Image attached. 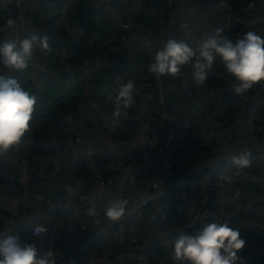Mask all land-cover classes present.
I'll return each mask as SVG.
<instances>
[{"label": "crops", "instance_id": "1", "mask_svg": "<svg viewBox=\"0 0 264 264\" xmlns=\"http://www.w3.org/2000/svg\"><path fill=\"white\" fill-rule=\"evenodd\" d=\"M89 1L91 3L85 5ZM133 1L138 12L144 16L155 12V10L164 11L168 6H164V0ZM56 2L55 0H35L33 5L29 6L23 13V16H26V22L31 26V29L28 30L32 34L37 33L39 34L38 36L49 35L51 29L57 25L56 21L59 18H56V13H59V6ZM76 2L80 17L87 15L88 18H91L93 11L103 12V18L98 15L96 20H89L88 22L94 25L93 32H95L96 38L100 39V44L113 40L115 34L112 32L115 30V24L109 14L104 11L101 2L99 0H76ZM174 2L176 5L167 21L159 20L162 19L161 14L155 15L156 22H153L149 29L142 19H138L135 31L139 36L144 37L151 30L154 32L153 39L156 41L162 40L164 43L169 38H176L185 40L195 47L198 44L188 36L186 23L191 20L196 21V34L198 37H208L214 33L220 23L218 11L231 9L232 6L230 0H175ZM257 2L258 5L251 9L252 14L257 19L254 20L252 19L253 16H251L247 21L237 22L238 25L234 23L227 34L228 39H232L234 36L241 37L248 31H254L264 38V3L260 0H257ZM162 5L164 6L163 8ZM84 8H89V12L81 15L80 11L82 12ZM9 15L10 17L7 20L0 16V41L13 38L16 34L17 24L11 29L7 27L6 22L11 18L12 12ZM77 15L73 17H77ZM67 16L70 17L68 13ZM77 19L71 20L74 22L78 21ZM88 36L90 37V35ZM89 52L91 56L94 55L91 49ZM59 53L63 55V51ZM60 62L63 63L62 59ZM219 63L220 65L222 64L221 61ZM0 66L3 74L13 77L21 76L23 78L22 86L37 97L35 109L46 104L51 105V102L67 92L64 78L62 80H51L47 77H41L33 59L30 61L28 68L23 71H10L2 64ZM213 69L218 73L219 78L226 74L223 64L219 67H213ZM127 71L125 75H128L129 71L133 70L129 69ZM50 72L52 73L53 71L50 70ZM76 72V68L72 66L65 70V74L69 75L70 81H74L73 75ZM133 74L134 79L141 77V74L137 71H133ZM51 77L52 75L50 74L49 78ZM229 79L233 80L230 75ZM182 80L176 90H174V98L172 97V99L179 100L180 108L183 109L182 113L191 115L195 121V126L190 136L184 142H180V144L179 141L177 142L179 146L177 165L180 177L187 182V189L182 193V196L184 198L192 196L198 202L204 195L206 196L204 184L207 183L208 178L220 171L225 172L227 177L232 179V186L240 184L245 189L240 199L241 202L228 195L221 196L216 192L217 213L223 208L225 212L224 222H227L233 228L239 229L242 238L244 234H250L258 241V244L262 245L264 244V187L262 190L256 189L255 185L258 180L253 176H249L248 173L251 170L253 161L264 163V137H262V134H264V82L257 83V92L255 94H252L251 89L243 95L237 103V110L227 111L226 103L223 104L222 102V93L224 91L228 92L232 88L231 85L230 89L229 85L227 87L222 85L216 87L209 84L206 80L202 85L196 84L191 77L190 65L187 76L182 78ZM39 83L43 85L42 94L40 93ZM135 85V87L139 86V84ZM187 85L197 86V92L191 96L185 95L184 89ZM210 87L216 91L214 90L211 93ZM168 89L169 92L173 91L171 87H168ZM85 93L86 90H83L77 103L73 106L74 120L70 121L67 119L66 113L59 114L52 121H48L46 126L42 128L41 122L44 120V116L33 115L30 126L35 125L37 128L43 129L46 132L45 134L43 132L45 138L36 143L32 137H24L5 156L0 157V208L7 205L12 212L19 210V216L13 220V223H0V230L3 231L2 235L0 233V237L8 234L14 235L13 228L17 225L34 223L37 220L56 222L58 223L56 229L58 243L64 251L63 258L66 257L62 263L74 260V254L69 253L66 255L65 248L73 246L76 241L67 243L63 240L62 234V231L74 224H85L87 232L93 230V228L98 231L97 237L80 254L78 263H86L98 251L113 250L117 252L118 250L122 254L130 246L117 244L113 240L111 232L117 222L123 221L127 235H138L139 238L143 236V239L139 241V246L141 250L146 252L150 246L161 243L166 235L165 227L173 226L178 221L179 216L177 208L171 204L170 209H168V218L161 224L159 230L157 227L159 222L157 220L160 219V210H163L159 200H155L151 204L148 213L143 219L135 220H129L126 216H122L115 221L107 219L103 214L106 206H101L98 212L99 223H95L94 218L90 215H73L67 211H60L56 207H51L55 204L50 203L51 193L53 192H55V199L57 197L70 198L75 201L77 206L92 205L96 200L99 194L98 180L100 179L99 176H101V169L96 170L88 167L86 172L84 167L77 165L82 145H87L94 154L107 155L112 152L116 156L123 157L125 161L128 160L125 165L106 163L105 167L102 168L104 178L111 183L113 189V192L109 194L111 197H116L121 193L138 197L139 193L137 190L141 184H146L148 175L152 172L158 174L162 170L161 156L153 152L150 153L146 149L142 138L143 132L148 128L149 123L152 122V116L144 114L148 108L145 102L146 96L143 94L142 100L139 94L133 93L131 106L124 108L122 104L121 112L123 116L121 124L123 125L120 134L125 138L122 137L123 139L120 141L109 143L105 134H99L96 131L97 127L92 125L94 117ZM137 98L139 99L136 104ZM135 105L139 111L133 108ZM129 109L130 112L131 110L137 111L136 118L130 115ZM225 111L227 112L225 113ZM208 115L210 117L208 121H205L203 117ZM175 119L176 117L173 116L170 124H173ZM50 124L58 125L57 127L61 128V130L63 129V131L60 133L53 132L49 127ZM253 125L258 126L257 130L260 128L262 133L259 136H257L259 132L253 130ZM207 129L214 130L216 134L215 144L211 149L204 150L201 147V141ZM177 130L178 127L176 128ZM165 131L160 127L158 135L164 134L163 132ZM73 132L78 133L81 137V142L67 143L63 140L64 134ZM244 149H247L251 154V164L243 168L247 171L242 175L239 169L232 164L231 157L239 154ZM22 157L25 159L24 162L20 160ZM10 174H26V176H23L25 180L30 179L31 174L38 182H43L44 185L39 187L43 198L32 200L31 204H27L21 201V195L17 192H14L13 195H8L10 188L13 186ZM78 193L85 194L82 201L77 200ZM11 199L14 201H11ZM224 201H230V204L225 205L224 203L222 206ZM219 202H221V208H219ZM16 222L18 224L15 225ZM9 227H12L10 232L8 231ZM42 237H39L41 242L43 241L40 239ZM173 238L170 237L168 239ZM263 255V253L251 254L246 259L256 260L264 258ZM161 258L163 261L159 264H174L171 259L170 249L161 251Z\"/></svg>", "mask_w": 264, "mask_h": 264}, {"label": "built area", "instance_id": "2", "mask_svg": "<svg viewBox=\"0 0 264 264\" xmlns=\"http://www.w3.org/2000/svg\"><path fill=\"white\" fill-rule=\"evenodd\" d=\"M12 3L17 6L18 12L16 16L18 20L21 22L16 25V34L13 37L14 39H23L26 35L32 34L28 29L23 26V23L27 21L26 16H23V13L29 8V6L33 5L34 0H11ZM105 12L109 14V16L113 19L115 24L114 34L117 37L113 38V40H108L104 44L96 40V45L98 46V51L94 53L93 56L90 54V49L85 52L83 55V60L79 63L77 70L82 73V76L88 80L87 82L90 84L91 79L94 78L97 71H99V66L103 65L108 67L106 60L108 61V55L103 49L105 48L110 52L124 49L122 53L126 55L127 59H133L138 54L147 53L151 57V63L154 60L155 52L161 47L162 40L156 41L154 39H148L145 37L139 36V34L135 31L137 24V7L134 1L127 0H99ZM175 0H165L164 6L170 5ZM264 3V0H260ZM59 2V16L56 21V26L58 27H66L67 32L70 34V42L72 43H82L87 45L90 43V46L93 45L94 39L86 38L89 32L85 23H76L70 20V17L77 15L78 13V4L76 0H58ZM242 8L239 14H233L231 9H222L218 11V15L220 18V23L216 29H222L221 35L223 37H228L227 32L232 29V25L235 22H244L247 21L251 16L252 19L256 20L252 14V8L258 5L257 0H242ZM162 5V8L164 7ZM165 6V7H166ZM9 7L7 6L5 0L0 2V16L5 19L9 18L10 15H7V11ZM67 13L70 17L67 16ZM196 24L197 22L194 20L186 23L187 34L192 39H194L197 44L207 37L199 38L196 34ZM56 38L57 34L54 35ZM43 37V35L41 36ZM5 40V39H4ZM116 41V42H115ZM100 47V48H99ZM102 47V48H101ZM104 47V48H103ZM50 51L45 53H41L37 50L33 56L34 63L38 67V74L43 78H48L50 74H46L50 72L48 68L52 61V51L57 47L49 46ZM93 48V47H92ZM58 51H63V63L61 65L64 66L65 70L72 67L76 68V65H72L71 61L73 60V52L68 50L65 46H61L58 48ZM121 53V54H122ZM119 54V55H121ZM112 66V65H111ZM149 65L146 66V71L148 70ZM189 66H185L182 69L183 75L182 78H185L188 74ZM0 73L3 74L1 66ZM155 80L158 81L157 88H152L151 84L143 80L139 83L138 87H135L134 94H143L150 98L153 94L155 97V106H156V114L159 120L156 121L155 117H152V122L149 123L148 128L143 132V142L145 143L146 149L150 153L159 154L162 158V170L159 175L152 172L147 177L146 184H141L137 192L139 196L132 194H124L121 193L116 197H111L109 194L113 192L111 183L106 180L104 177L99 176L98 187L99 194L97 195L96 200L92 205L88 206H77L75 201L70 198L57 197L56 203L51 207H56L60 211H67L73 215L79 216H88V210L91 207H95L97 212H99L101 206L108 205L109 201L115 200H126L127 206L125 215L129 220L135 219H143L149 211L151 204L155 200H159L162 204L163 210L159 212L160 219L157 220L159 222L157 227L160 230L161 224L164 223L168 218V209H170L171 204L177 208L178 210V221L173 226L165 227V236L159 245H152L148 248L146 252L141 250L139 246V241L143 239V236L139 238L138 235L129 234L125 231V227L123 225V221H119L115 224L112 229V237L113 240L116 241L117 244H125L130 245L126 248L123 253H119L113 250H101L98 251L91 259H89L86 263H76V264H159L162 260L161 251H166L170 249V242L176 238L179 232L186 231L188 233H193L199 228H201L204 224L209 222H218L224 223L225 212L223 208H219L220 211L217 213L216 211H212L209 207V202L207 197L204 195L198 202L192 197L184 198L182 193L187 189V182L183 180L180 176L179 168H178V155H179V146L177 142H184L192 133L195 121L193 117L189 114L182 113L178 117L174 115V112L180 108L179 100H171L168 104L165 92L163 89V84L161 81V76L157 78L154 74ZM166 76V75H165ZM18 82H23L22 77L14 76ZM232 81L230 85L231 89L235 86V79L232 77ZM126 83L122 73H117L115 80L109 84V87L102 92L103 96L101 99L89 94V89H86L87 100L89 101V106L91 108V112L93 114L92 125L97 127V132L99 134H105L109 143H114L118 141L119 135V127L121 126L122 120V112L119 118L113 119V112L115 110L116 98L118 95V90L120 85ZM91 85H93L91 83ZM41 88L40 93L42 94V83H39ZM136 86V85H135ZM149 89V90H148ZM155 90V92H154ZM198 88L195 85H187L184 89V93L187 96H191L197 92ZM210 92L213 93L214 89L210 87ZM226 92L222 93V102L225 101ZM169 105V107H168ZM51 107L50 104H46L45 106H40V108L35 109L34 112L39 115H45L48 109ZM122 110V104H121ZM35 115V114H33ZM130 115L133 118L137 117V111L133 110L130 112ZM175 116L178 121V130L173 131L172 129H167L164 134L158 135L159 128L161 124L167 120L170 124L172 122V117ZM210 115L204 116L203 119L208 121ZM66 118L70 121L74 120V111H69L66 113ZM160 121V123H159ZM58 125L50 124L49 127L53 132L60 133L63 131L61 128L57 127ZM256 125H253V130H257ZM215 132L212 129L205 130L203 134V138L201 141V147L204 150L211 149L215 144ZM65 142L67 143H76L81 142V137L77 132H73L71 134H64ZM264 137V134H262ZM22 162L25 159L22 157L20 159ZM263 162V161H262ZM112 163L116 165H125L126 161L121 156H116L115 153H108L107 155H102L100 153L94 154L91 152L87 145H82L80 150L79 159L77 160V165L83 167V165H87V167H91L93 169H98L97 165ZM243 175V174H242ZM249 176H253L258 180L255 185L256 189L262 190L264 187V163H260L259 161H253L251 170L248 173ZM24 174H10V178L13 181V186L10 188L8 195H13L14 192L19 193L21 195V201L27 204H31L32 200L42 199L43 195L40 192L39 187L43 186V182H38L33 175L30 174V179L25 180ZM210 187L215 189L217 193L221 196H230L231 198H235L237 201L241 202V196L244 191V187L240 184L232 186V179L228 178L225 172L220 171L215 173L211 178L207 180V183ZM22 188V189H21ZM16 189V190H15ZM21 189V190H18ZM85 197L84 193L77 194V200L82 201ZM11 201H14L11 199ZM19 202V201H18ZM229 205L230 201H224L222 206ZM19 210L11 211L9 207L6 205L5 207L0 208V223H13L15 218H18ZM156 222V223H157ZM58 223L49 222L44 220H37L31 224V232L35 238H39L42 236H49L50 244L47 247V252L51 251L53 253V257L57 262V259L60 257H64V251L60 244L58 243V235L56 233ZM192 227V230H190ZM1 235L3 231L0 230ZM87 233V228L85 224H74L71 227H67L66 230L62 231L63 240L67 243H73L77 241L81 236ZM170 237H174L173 239H168ZM245 240V246L240 250L238 256L240 260L238 264H264V258H258L256 260H247L246 258L251 254H264V244H258V241L254 239V237L249 234H244L243 236ZM169 242V247H165V242ZM264 256V255H263ZM124 259V260H123ZM123 260V261H122ZM122 261V262H121ZM62 264H74L73 261L62 263Z\"/></svg>", "mask_w": 264, "mask_h": 264}, {"label": "clouds", "instance_id": "3", "mask_svg": "<svg viewBox=\"0 0 264 264\" xmlns=\"http://www.w3.org/2000/svg\"><path fill=\"white\" fill-rule=\"evenodd\" d=\"M55 1L59 6L58 0ZM9 13L10 9L7 15ZM6 24L9 29L15 27L12 19ZM221 32L222 29H215L212 35L195 47L185 40L167 39L155 52L148 70L157 78L164 75L181 77L182 69L190 65L192 80L202 85L214 62L219 60L236 81L234 93L244 95L257 83L264 82V38L254 31H248L233 41L223 37ZM37 50L41 53L50 51L47 36L29 34L19 40L5 39L0 41V64L10 71H23L28 68ZM55 51L58 52V49ZM21 83L11 75L0 73V157L19 144L29 131L37 104V97ZM134 90L132 80L120 85L113 119L120 117L121 104L124 108L131 106ZM231 162L237 169L246 168L251 164V154L244 149L233 155ZM127 203L126 200L109 201L103 211L104 217L112 221L120 219L125 215ZM88 213L95 223H99L95 207L89 208ZM244 246L245 240L239 229L227 222L213 221L193 233L179 232L170 242V252L174 264H238V253ZM165 247H169V242H165ZM0 264H56V260L51 251L40 252L34 244L22 242L19 236L8 234L0 237Z\"/></svg>", "mask_w": 264, "mask_h": 264}, {"label": "trees", "instance_id": "4", "mask_svg": "<svg viewBox=\"0 0 264 264\" xmlns=\"http://www.w3.org/2000/svg\"><path fill=\"white\" fill-rule=\"evenodd\" d=\"M127 1H131V0H127ZM164 2H165V0H164ZM230 2L232 4L231 12L233 14H239L240 10L242 8V5H243L242 1L230 0ZM80 13L82 15L81 11H80ZM57 17H58V13H56V18ZM81 17H80V14L78 13L77 17H70V20L78 18L77 19L78 21H74V22L85 23L88 30H90L92 32L90 37L92 35H93V37H97L95 35V32H93L94 25L90 24L88 22L90 20V18H88L87 15H82ZM235 23H237V22H235ZM236 25H238V23ZM112 33L114 34V31ZM35 34L39 35L37 33H35ZM55 34H57V36H59V37L56 38L54 36ZM44 36L48 37L49 46L57 47V49L61 46H65L68 50L73 52V60L71 61V63H72V65L77 66L76 67L77 72L75 73V75H73V78H75L74 81H70L69 75L65 74V68L60 63V60L63 59V55H61V53H59V51L58 52L54 51V50L52 51V54H51L52 61H50L51 64L48 68L51 71H53L54 74L49 79H51V80H62L64 78L67 92H65L58 99H55L53 102H51V107L48 109L47 113L45 115H42V116H44V120L41 122L42 128H44V126H46L48 121H52L53 118L57 117L59 114H65V113L73 110L74 109L73 106L77 103V100L80 98L79 96L83 90H86L88 88L90 95H93V96L97 97L98 99H101L103 96L102 92L109 87V85L106 84V80L108 78V70H107L106 66H103V65L99 66V71H97L94 78L91 79L90 84L87 82L88 80H86V78H84L82 76V73L77 70L79 63L83 60V54L85 52H87L89 49H91L93 53H96L98 51V48H97L98 46L96 45V43H97L96 40H100V39H98V38L94 39V43L92 46H90V43H88L87 45H84L82 43H77V44L73 43V42L71 43L70 42V34L67 32L66 27H58L56 25L54 28L51 29L49 35L47 34ZM239 37L240 36H234V37H232V40L235 41ZM86 38H89V36H87ZM114 38L117 39L116 36ZM103 51H105L107 53L108 59H109L108 61L106 60L105 64H107V66H111L114 63L111 64L110 61H112V60L115 61L116 57L120 54V52L124 51V49H122V51L116 50V51L110 52L109 50H107L105 48V50L103 49ZM127 61H128L127 64L122 65V70L120 72L123 74L125 82H127L128 80H132L134 82V85H135V84H139L143 80H146L151 84L152 88H157L158 81L155 80L154 74L151 73L150 71H146V69H145L146 66L151 64V57L149 54H147V53L138 54L132 60L127 59ZM216 66L219 67V66H222V64L220 65L219 61L217 60L213 64V67H216ZM213 67H212L211 72L207 76L206 81L209 84L216 86V87L221 86V85L227 87L228 84H230V82H231V79H229V74L227 73V71H226V74L224 76H222V78H219L218 73L216 71H214ZM129 69L133 70L134 72H136V71L139 72V74H141V77L139 76V78L134 79L133 71H129V74L125 75V73L128 72L127 70H129ZM46 74H51V72H47ZM166 76H167L165 78L166 85L169 88L171 87V89L173 90V91H170V97L172 99V97L174 98V90H176L179 83L183 80H182V77H172L171 75H166ZM91 83L93 85H91ZM233 89H230V90H228V92H226L225 101H226V105H227L226 108H228V109H226L227 111L237 110V108H238L237 103L243 97V95H236L234 93ZM154 92H155V90H154ZM251 92H252V94H255L257 92V85L252 88ZM139 96L143 100V92H141L139 94ZM155 97H156L155 94H153L150 98L145 97L146 98L145 102H146L148 108L146 109L147 113L144 112V114L155 117L156 121H157V120H159V118L156 114ZM138 99L139 98L136 99V104H137ZM133 108L138 110L136 105ZM227 111H225V113ZM128 112H130V109ZM33 114L37 115L35 112H33ZM122 125L123 124H121V126L119 127L118 141L125 138L124 136H122V134H120V131L122 129ZM43 132H44V134L46 133L43 129H39L35 125L30 126L29 131L27 133H25V135L22 138L32 137L34 139V141L36 143H38L39 141H41V139L45 138V136L43 135ZM255 132H259V134L257 136H259L262 133L260 131V128ZM126 161L128 162V160H126ZM105 165L106 164L97 165V168L99 170L101 169V172H100L101 176L104 174L102 168L105 167ZM83 167H84V170L87 172V169H88L87 165L84 164ZM239 171L241 174H244L247 170H245V169L240 170L239 169ZM212 176H213V174H212ZM103 177H105V176L103 175ZM31 224H32V222L15 226L13 228V234L16 236H19L22 242L34 244L37 247L38 251L47 252V247L50 244L49 237L40 238L43 240L42 242L39 240V238H35L31 232ZM65 258H63V257L59 258L57 260L56 264H62V262L65 260Z\"/></svg>", "mask_w": 264, "mask_h": 264}, {"label": "water", "instance_id": "5", "mask_svg": "<svg viewBox=\"0 0 264 264\" xmlns=\"http://www.w3.org/2000/svg\"><path fill=\"white\" fill-rule=\"evenodd\" d=\"M5 2L12 12V16L10 19L14 20L15 24H20L21 22L18 20V18L16 16V13L18 12L17 6H15L11 0H5ZM175 5H176L175 2H172L170 5L167 6L166 10H164V11L155 10V12H152L151 14H149L147 16H144L142 13L138 12L137 18L142 19L144 21V23L147 25V27L150 29L153 22H156L155 18H154L155 15L161 14L162 19H159V20L167 21V19L170 18L171 11L175 7ZM86 12H89V8H84L82 10V13H86ZM23 26L27 29H31V26L28 22H24ZM89 33H90V31L88 32V35H89ZM144 37L148 38V39H153L154 38V32L150 30L148 32V34ZM127 62L128 61H127L126 55L124 53H122L121 55H118L116 57L114 64L112 66L107 67V70H108V78L106 80L107 85H109L111 82H113L115 80L116 74L121 72L122 65L127 64ZM161 81L163 84V89L165 92V97H166L167 103L169 104L172 99L170 97V92H169V89H168L166 82H165V75L161 76ZM168 107H169V105H168ZM182 110L183 109L179 108L177 111L174 112V115L176 117H178L180 114H182ZM174 121L175 122L173 124H169L167 122V120H165L161 124V128L164 130L173 128L172 130L175 132L176 128L178 127V121H177V119H175ZM63 145H64V142H63ZM159 174L160 173H158L157 175H159ZM24 176H26V174H24ZM204 191L206 192V196H207V200L209 202L210 209L212 211H216L218 209V202H217V200H215V195H216L217 191L215 189H213L212 187H210L208 184H204ZM51 197L52 198H51L50 203H56L55 192L51 193ZM16 224H18V222H16L15 225ZM12 227H9V230H8L9 232L12 230ZM190 230H192V227H190ZM97 235H98L97 229L93 228V230H91V231L87 232L86 234H84L83 236H81L73 246H67L65 248V254L68 255L69 253H73L74 254L73 263L74 264L78 263L79 259H80L81 252L85 249V247L91 241H93L97 237Z\"/></svg>", "mask_w": 264, "mask_h": 264}, {"label": "rangeland", "instance_id": "6", "mask_svg": "<svg viewBox=\"0 0 264 264\" xmlns=\"http://www.w3.org/2000/svg\"><path fill=\"white\" fill-rule=\"evenodd\" d=\"M89 3H91V2L90 1L86 2L85 5H87ZM98 15L103 18V12L102 13H98V11H93V14H92V17L90 18V20L91 21L96 20L98 18ZM136 26H137V24H136ZM110 63L113 64L114 61L112 60V61H110Z\"/></svg>", "mask_w": 264, "mask_h": 264}]
</instances>
